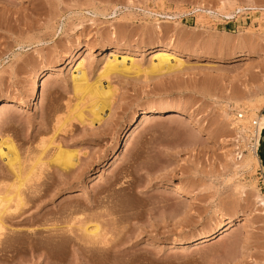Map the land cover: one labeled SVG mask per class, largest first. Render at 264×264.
<instances>
[{"label": "rangeland", "instance_id": "rangeland-1", "mask_svg": "<svg viewBox=\"0 0 264 264\" xmlns=\"http://www.w3.org/2000/svg\"><path fill=\"white\" fill-rule=\"evenodd\" d=\"M163 46L180 49L182 69L146 74ZM123 56L143 71L104 77L111 107L93 125L79 120L78 62L93 85ZM46 70L52 76L36 109L32 89ZM259 95L264 0H0V139L12 141L24 187L34 190L28 220L13 223L21 242L0 264H263L264 133L256 170L237 171L231 159L264 113L245 97L257 103ZM160 110L135 136L121 135L112 159L120 128ZM176 110L188 114L168 117ZM239 114L245 131L234 124ZM59 146L77 154L74 167L53 160ZM16 183L0 157V197L15 195ZM87 222L99 225L100 237L83 232ZM53 223L60 244L32 248L52 236Z\"/></svg>", "mask_w": 264, "mask_h": 264}, {"label": "bare ground", "instance_id": "bare-ground-1", "mask_svg": "<svg viewBox=\"0 0 264 264\" xmlns=\"http://www.w3.org/2000/svg\"><path fill=\"white\" fill-rule=\"evenodd\" d=\"M166 50H167L166 47L164 46L161 47V49L159 50L160 53L156 55V59L152 61L149 69L144 70L146 74L163 75V74H169L172 72H176L182 69L184 62L181 58L176 56L178 55L179 53L178 51H180V49L173 50L172 54H169ZM85 65H86L85 61L80 60L78 62L77 69L79 73H81V75H78V74L73 75L75 90L76 92H78V94L82 95L81 99H79V101L80 100L82 101L81 103L79 102L76 105V108H75L76 112H74L75 113L74 116L79 118V120L81 119L82 121H86L88 120V118H90L91 124L93 125L95 121L100 122L103 120V113L106 111L107 108L111 107V98L114 96L113 95L114 90H112L111 86L109 85L104 86L102 79L104 77H108L112 73H124V74L132 73V72L139 73L143 70L138 66V64L135 62L133 58L129 59L127 56H123L121 59H119L118 57H114L113 59L107 62L106 66L104 67L103 74L100 75L96 83L92 85L91 83H88L87 81L88 78L87 76H85L86 72L83 71L85 70L84 69ZM51 76H52V72L50 70H46L44 75L40 78V80L33 87L32 95H31V102H32L33 108H36V109L39 108V99L41 97V90L47 86ZM254 96H256V94ZM86 97H88V99L91 102V103L89 102L90 109L83 107V104L84 106H86L85 102L82 104L83 100L86 99L87 101ZM245 98L247 99L251 107L255 109H259L260 107H262L264 109V96L261 97L259 100L257 99L258 100L257 103H255L254 100H252L249 96ZM243 100H244V97H243ZM0 103H1V100H0ZM5 106L11 107L12 105H8L7 103ZM85 108L87 109V111L89 110V117L87 115L88 113ZM163 113L164 111H161V110L154 111V112H145V113L135 116L133 125L130 127L128 131H126L124 127H121L119 130L120 133L118 134V137L115 138V141H113V145L111 149L112 159L115 156L117 157L121 151V135L122 134H124L125 132H126L125 134L130 132L129 136H135L139 132V129L142 124H144L145 122L151 119L160 118ZM168 114H170L168 117L172 118V117H180L188 113L184 111L176 110V111H170ZM226 115H227V112H226ZM254 121L255 120H253V122ZM256 121L258 125L256 126V128H254L252 132L253 134L249 136V139L252 138L253 140H255L254 146L257 147L260 144L261 138L263 137L264 113L257 114ZM240 122H243V120H237L234 124L239 126V131H243V130L245 131L246 130L245 126L242 125V123ZM196 126L199 129L203 128V125L200 122H197ZM57 149L58 150L55 153V156L53 159L55 162H57V164H59L64 169H68L76 165L75 163V159L77 158L76 153H72L70 151H64L62 150L61 146H59ZM0 157L7 158L8 164L14 168L16 175H17L16 194L14 193L15 195L13 196L10 195L7 197H0V254H5L6 251H8L10 247L17 244L21 240L22 233H20V231L17 229L19 227L15 228V226H13L14 225L13 223L15 222L24 223L26 220H28L29 216L26 214V211L23 209L29 203L28 194L30 193V191L31 193H34L33 192L34 190L33 188L31 190V188L29 189V188L24 187L25 185L24 180L26 178L25 179L22 178L23 172H22V169L20 168L21 167L20 156H19V153L16 147L12 143V141H9L8 139H0ZM231 159L234 160L233 161L234 166L237 171H241V170H245V171L251 170L252 171V170H256V168L261 166L260 158L255 152H252L251 155L246 154L245 156H243L242 159L236 160L235 157ZM36 164L30 167V171L28 172V174L32 173L35 170ZM28 190L30 191L28 192ZM179 192H183L184 194H187V195L190 194L189 191H187L186 189L182 187H180ZM262 200H263L262 202H264V199ZM13 201H15L16 203L15 206H13L14 204L12 205V203H14ZM233 222H234V219L230 217L228 221L225 222L224 225L221 226L220 232L224 233L226 230L230 229L232 227ZM56 224L57 223L55 224L53 223L52 225H50L52 227L51 228L52 236L50 235L51 236V237L49 236L50 238H48L47 240L40 239L41 242L40 241L31 242L30 246L32 248H38L40 246H44L45 243L51 244V246L57 245V243L60 244L57 239L59 236L57 235L59 231L61 230V228L58 227ZM90 224L91 223H88V222L85 223L84 225L82 224L81 228L83 232L89 237H93V238L100 237L102 233L100 232L101 228L99 227V225H96V224L90 225ZM209 237H210V233L204 234L200 238L201 242H199L197 245L204 242V240Z\"/></svg>", "mask_w": 264, "mask_h": 264}, {"label": "built area", "instance_id": "built-area-1", "mask_svg": "<svg viewBox=\"0 0 264 264\" xmlns=\"http://www.w3.org/2000/svg\"><path fill=\"white\" fill-rule=\"evenodd\" d=\"M243 118H244V114H239V118H237V120H242ZM257 125H258V123L255 120L253 122L252 126H253V128H256ZM238 131H239V127H238ZM254 143H255V140H253L252 138H250L249 142H243L242 139L238 140V142H236V146H235L236 157L239 159H242L243 156H245L248 152H256V154L259 156V146L261 144V141L257 147L254 146ZM263 177H264V175H263Z\"/></svg>", "mask_w": 264, "mask_h": 264}, {"label": "trees", "instance_id": "trees-1", "mask_svg": "<svg viewBox=\"0 0 264 264\" xmlns=\"http://www.w3.org/2000/svg\"><path fill=\"white\" fill-rule=\"evenodd\" d=\"M263 156H264V152H263Z\"/></svg>", "mask_w": 264, "mask_h": 264}, {"label": "water", "instance_id": "water-1", "mask_svg": "<svg viewBox=\"0 0 264 264\" xmlns=\"http://www.w3.org/2000/svg\"><path fill=\"white\" fill-rule=\"evenodd\" d=\"M264 133V132H263Z\"/></svg>", "mask_w": 264, "mask_h": 264}]
</instances>
